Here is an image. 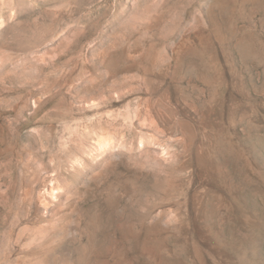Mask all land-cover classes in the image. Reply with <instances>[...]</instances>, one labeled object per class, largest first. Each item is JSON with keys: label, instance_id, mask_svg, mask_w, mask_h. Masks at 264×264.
<instances>
[{"label": "rangeland", "instance_id": "rangeland-1", "mask_svg": "<svg viewBox=\"0 0 264 264\" xmlns=\"http://www.w3.org/2000/svg\"><path fill=\"white\" fill-rule=\"evenodd\" d=\"M0 264H264V0H0Z\"/></svg>", "mask_w": 264, "mask_h": 264}]
</instances>
